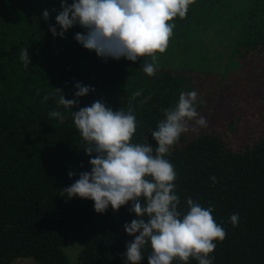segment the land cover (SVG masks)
<instances>
[{
    "label": "trees",
    "instance_id": "16d2710c",
    "mask_svg": "<svg viewBox=\"0 0 264 264\" xmlns=\"http://www.w3.org/2000/svg\"><path fill=\"white\" fill-rule=\"evenodd\" d=\"M44 10H49L48 21ZM59 11L60 0H0V264L16 259L69 264L64 249L74 243L82 244L77 264H126L123 254L134 237L123 225L136 218L130 203L98 214L91 200L68 198L63 191L80 172L90 171V157L71 109L60 105L59 97L63 92L66 99L75 98L76 83L88 86L93 90L77 98L73 112L96 100L113 111L131 109L137 126L132 142L144 143L147 137L155 148L151 132L166 110L175 108L180 93L196 91L191 75L212 74V62L224 55L211 56L212 49H204L206 38L227 45L222 77L253 58L264 85V0H195L184 19L173 21V35L166 52L157 55L153 76L143 71L147 58L105 60L83 48L74 39L85 31L79 25L63 38L54 37L49 27ZM23 49L31 61L27 68L20 59ZM223 98L220 92L197 95L199 116L208 118ZM53 111L64 115L63 122L49 115ZM188 124L197 128L182 133L165 157L176 171L178 211L187 213L189 197L213 208L215 221L226 231L210 254L213 264H264V137L234 152L218 134L199 132L195 120ZM234 213L239 215L235 227L230 223ZM149 254L146 247L141 264H147Z\"/></svg>",
    "mask_w": 264,
    "mask_h": 264
},
{
    "label": "clouds",
    "instance_id": "9594fccd",
    "mask_svg": "<svg viewBox=\"0 0 264 264\" xmlns=\"http://www.w3.org/2000/svg\"><path fill=\"white\" fill-rule=\"evenodd\" d=\"M194 2L72 0L69 4L68 0H60V11L49 31L54 37L63 38L67 30L79 25L85 31L76 33L74 39L83 48L105 60L123 58L135 63L147 58L150 62L145 63L143 71L153 76L157 55L166 52L173 35V21L177 17L184 19ZM49 15V10H44L42 18L48 21ZM20 59L27 68L31 63L27 49L21 51ZM75 88L73 99H66L58 89L62 92L58 103L71 109L74 125L87 144L84 152L90 157V171L80 172L79 178L63 189L67 197L91 200L98 214H103L109 206L116 212L130 203L129 212L136 218L123 225L124 232L134 237L126 244L123 254L126 264H141L146 247L150 248L147 264H173L174 260L181 264H188L189 260L213 264L210 254L216 242L225 239L226 231L215 221L212 207H202L190 197L186 201L187 213L178 211L176 171L165 158L181 134L188 130L189 121L195 120L200 127L207 126L206 119L199 116L195 107L198 93H180L175 108L166 110L165 119L151 132L156 145L153 148L147 137L144 143L132 142L137 126L131 109L128 113L113 111L103 101L96 100L73 112L72 108L79 103L77 98L93 90L80 83ZM49 115L61 122L64 120L59 111ZM73 175L68 173L70 179ZM211 179L216 182L215 177ZM238 221L239 215L232 214L233 227Z\"/></svg>",
    "mask_w": 264,
    "mask_h": 264
},
{
    "label": "rangeland",
    "instance_id": "374dc122",
    "mask_svg": "<svg viewBox=\"0 0 264 264\" xmlns=\"http://www.w3.org/2000/svg\"><path fill=\"white\" fill-rule=\"evenodd\" d=\"M204 43V49H212L211 56L216 53L224 55L212 62L215 70L212 74L191 75L193 88L199 98L205 94L213 96L217 92L222 93L224 98L214 113L209 112L208 118L203 114L207 126L201 127L199 132L216 133L222 138L226 148L234 152L242 151L264 137V85L256 74L258 61L252 58L244 62L241 70H234L224 78L222 76L228 61L226 43H220L212 37L206 38ZM190 125L192 124H188L186 132L193 133V129L197 127ZM230 126L233 127L232 130ZM81 247L80 243L68 244L65 247L69 264H77L76 258ZM12 264L38 263L32 259H16Z\"/></svg>",
    "mask_w": 264,
    "mask_h": 264
}]
</instances>
